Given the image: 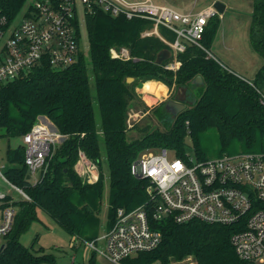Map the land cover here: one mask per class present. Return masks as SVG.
Returning a JSON list of instances; mask_svg holds the SVG:
<instances>
[{
	"label": "trees",
	"instance_id": "obj_1",
	"mask_svg": "<svg viewBox=\"0 0 264 264\" xmlns=\"http://www.w3.org/2000/svg\"><path fill=\"white\" fill-rule=\"evenodd\" d=\"M25 1L0 0V6L5 13L13 15ZM219 25V16L211 18L207 25L202 43L209 51ZM83 26L89 38V57L82 52L77 62L61 69L44 61L29 73L0 84L3 136H23L42 116L66 135L50 157L47 172L36 184L28 179L25 146L8 148V162L16 165L4 174L31 199L16 201L18 212L0 252V264L56 262L55 255L46 252L44 247L34 251L20 241L29 226L40 219V210L74 239L86 243L98 238L105 179L102 139L110 171L107 229L114 223L119 208L129 211L147 202V182L131 170L133 161L146 147H169L181 156L188 148H193L202 159L223 153L264 150V101L259 91L264 92V62L250 80L225 67L206 49L188 45L178 55L182 64L175 73L164 67L169 58L161 64L156 62L158 54L170 47L156 34L142 35L153 27L152 20L129 19L124 14L115 16L99 9L86 15ZM160 32L170 39L175 38L174 33L163 26ZM250 39L264 60V0H254ZM114 45L127 46L135 58L111 57L110 47ZM129 76L161 80L174 90L187 85H198L202 90L191 106L176 114L165 107L164 101L159 112L165 129L146 126L139 137L130 139L128 109L136 94L134 84L127 80ZM197 76L202 77L203 83H194ZM91 78L96 84L101 114L99 125ZM181 102L186 104V99ZM170 118L174 121L169 122ZM210 132L218 144L214 152L207 151L204 145ZM80 149L99 163L101 173L95 183L84 182L75 169ZM149 217L152 228L160 231L161 241L151 250L126 258V264H168L171 259L189 254L198 264H247L240 259L232 243L236 225L198 219L179 223L172 217L156 219L152 213ZM96 254L92 251L89 264H96Z\"/></svg>",
	"mask_w": 264,
	"mask_h": 264
},
{
	"label": "built area",
	"instance_id": "obj_2",
	"mask_svg": "<svg viewBox=\"0 0 264 264\" xmlns=\"http://www.w3.org/2000/svg\"><path fill=\"white\" fill-rule=\"evenodd\" d=\"M26 1L13 15L5 13L0 6V83L29 73L44 61L55 69L77 62L84 52L80 19L99 9L115 16L124 14L129 19L152 20L153 27L142 35L156 34L170 47L171 57L164 67L176 72L182 64L178 55L188 45L206 49L202 40L207 25L211 18L219 15L213 3L199 10L180 11L153 0ZM78 3L82 13H79ZM160 26L172 31L175 38L163 35ZM110 52L114 58H135L127 46H111ZM207 52L216 58L211 51ZM259 91L264 101V92ZM133 117L127 119L128 128L133 125ZM22 137L28 179L36 184L47 172L50 157L66 135L39 118ZM158 149L143 153L131 165L132 173L147 182V202L129 211L119 208L114 223L102 236L103 246L96 244L99 236L86 242L92 251L112 264H126V258L155 248L162 235L151 226L152 213L156 219L172 217L179 223L198 219L236 225L237 231L231 239L240 259L247 264H264V150L223 153L201 159L189 152L181 156L174 149L175 155L170 158L169 147ZM75 169L87 183H95L100 177L99 163L82 149ZM0 175L19 191L21 198L31 199L23 188L10 182L1 169ZM17 200L0 190V252L14 226ZM168 264L198 262L189 254L171 259Z\"/></svg>",
	"mask_w": 264,
	"mask_h": 264
},
{
	"label": "rangeland",
	"instance_id": "obj_3",
	"mask_svg": "<svg viewBox=\"0 0 264 264\" xmlns=\"http://www.w3.org/2000/svg\"><path fill=\"white\" fill-rule=\"evenodd\" d=\"M153 1L158 4L164 3V5H168V6L171 5L180 10H190L192 8L194 10H199L207 6L209 2H211L212 0H153ZM222 1L226 3L227 8L223 13V17L220 22L221 25L218 28V31L215 35L210 51L216 56L217 60H219L225 67H227L231 71H233L234 69L238 70L236 69L237 67L233 63L234 61H239V63H241L242 66L248 67L247 68L248 70L244 69L245 72L249 73L252 70H257L260 66L259 62L262 61V57L253 50V48L250 46L249 43V22L251 20V13L253 12L254 0H222ZM26 2H29V0H27ZM183 6H188V7H183ZM78 9H79V13H82L80 3H78ZM86 15L87 14L83 15L80 21L85 23ZM81 48L83 49L85 56L89 57L90 47H89V38H88L86 26H83L82 28ZM117 59H121V58H117ZM247 76L252 78L251 75H247ZM151 80H156L163 83L164 85H167L165 82L153 78L136 79V77H133L132 81H128L129 83L134 84V91L136 94L135 100L131 103L128 109L127 119H129L131 115L132 117L134 116L132 118L134 119L132 120L133 125L130 128H128V122H127L128 138L130 139L139 137L141 135L142 128L146 126H150L151 129H157V128L161 130L165 129V126L163 125L164 122L163 120L160 119V112H159V109L161 108V105L163 104L164 101H167L168 99H175L178 101H182L186 99V106H191L193 104V101H195L194 99H196V97L200 94L202 90L201 86L187 85V86L179 87L176 90H174L173 87L171 88V90L173 89L172 92L170 90L171 94H169L170 92H168L167 95L161 94L159 96V95H154L153 92L142 90L141 87L142 84ZM91 88L93 95V103L96 111V119L99 125L101 122V114L97 102L96 84L93 78H91ZM191 94L194 95V97L190 98ZM40 118H42L51 127L54 126L48 118L44 116ZM168 121L170 122L171 118ZM172 121H174V119ZM98 131L100 133L102 132L101 129H99ZM214 136L215 135L212 132H210L206 135L204 140V145L206 147V150L209 152H214L215 148H217L218 145ZM19 145H24V140L22 136L8 138L6 136H3L0 131V169L3 173H5L9 167L16 165L8 162L7 159L8 148L14 149ZM158 148L160 147L148 146L142 150V152L138 157L142 156V154L146 152H150V151L157 152L159 151ZM186 152L192 153V155H194L195 153L199 157V155L194 151L193 148H188ZM229 154H234V153H229ZM168 155L171 158L172 156L175 155V151L170 148L168 150ZM210 156H214V155H210ZM101 160H102L105 179H104V198L102 204V211L100 214L101 217V223L99 229L100 238L96 243L99 247H102L104 244V239L102 236L105 234L107 230L109 195H110V177H109L110 171H109V164L106 155V147L103 139L101 140ZM0 190L10 195L14 199L21 198V194L19 193V191L15 189L1 175H0ZM39 218H40L39 220L34 221L29 226V228L21 235L20 241L25 246L30 247L34 251H37L42 246L44 247L46 252L53 253L56 257V262L52 264H89L90 257L92 254V249L85 243V241L74 239L71 234H69L59 223H57L51 216H49L43 210L39 211ZM96 264H112V263H110L107 259H105L101 254L97 253Z\"/></svg>",
	"mask_w": 264,
	"mask_h": 264
},
{
	"label": "water",
	"instance_id": "obj_4",
	"mask_svg": "<svg viewBox=\"0 0 264 264\" xmlns=\"http://www.w3.org/2000/svg\"><path fill=\"white\" fill-rule=\"evenodd\" d=\"M214 6L218 9L219 12H223L224 9H225V4L222 2V1H215L214 2ZM171 57V50L169 48H166L164 50H162L158 56H157V59H156V62L161 64L163 63V61H165L166 59L170 58ZM128 81H132L133 80V77H128L127 78ZM194 83L196 84H199V83H203V79L201 76H197L195 79H194ZM165 107L168 109V110H172L174 111L175 113H179L180 111L184 110L186 108V104L181 102V101H178V100H175V99H168L166 101V104H165ZM4 247V246H3ZM2 247V248H3Z\"/></svg>",
	"mask_w": 264,
	"mask_h": 264
},
{
	"label": "crops",
	"instance_id": "obj_5",
	"mask_svg": "<svg viewBox=\"0 0 264 264\" xmlns=\"http://www.w3.org/2000/svg\"><path fill=\"white\" fill-rule=\"evenodd\" d=\"M215 1H218V0H212L211 2H209V4L208 5H210V4H214V2ZM219 1H222V0H219ZM223 2V1H222ZM186 3V2H185ZM224 4H225V9H224V11L226 10V8H227V5H226V3L225 2H223ZM161 4H164V3H161ZM183 5H184V3H183ZM171 6V5H170ZM171 7H173V6H171ZM183 7H188V6H183ZM173 8H175V7H173ZM175 9H177V10H180V9H178V8H175ZM191 10H194L193 8L192 9H190V10H180V11H191ZM224 11L221 13V12H219V18H220V22H221V19H222V17H223V13H224ZM251 20H252V13H251ZM251 20H250V22H249V43H250V46L253 48V45H252V43H251V39H250V26H251ZM221 25V24H220ZM220 25H219V27H220ZM218 31V30H217ZM253 50L255 51V49L253 48ZM256 52V51H255ZM258 55H260L258 52H256ZM261 56V55H260ZM263 62H264V60H263V58H262V61H260L259 62V68L257 69V70H252L251 72H245V70L244 69H247L248 67H245V66H242V64L241 63H239V61H234L233 63H234V65L237 67L236 69H238V70H233L234 72H236L237 74H239V75H241V76H243V77H245V78H247V79H253V78H255V76H256V74H257V72H258V70L260 69V67L263 65ZM248 70V69H247ZM247 73V74H246ZM246 74V75H245ZM247 75H251L252 76V78H250L249 76H247ZM166 86V95L168 94V92H170V90H171V88H169V86L168 85H165ZM154 95H156V94H154Z\"/></svg>",
	"mask_w": 264,
	"mask_h": 264
},
{
	"label": "bare ground",
	"instance_id": "obj_6",
	"mask_svg": "<svg viewBox=\"0 0 264 264\" xmlns=\"http://www.w3.org/2000/svg\"><path fill=\"white\" fill-rule=\"evenodd\" d=\"M147 82H151L154 85V87L151 90H149V92H153L154 94L159 95V96L161 94H165L167 88L163 83L156 81V80H151V81H147ZM143 85H144V83L142 84L141 87H142V90L145 91L143 88Z\"/></svg>",
	"mask_w": 264,
	"mask_h": 264
},
{
	"label": "clouds",
	"instance_id": "obj_7",
	"mask_svg": "<svg viewBox=\"0 0 264 264\" xmlns=\"http://www.w3.org/2000/svg\"><path fill=\"white\" fill-rule=\"evenodd\" d=\"M154 87V85L151 82H145L143 85V88L145 91H149Z\"/></svg>",
	"mask_w": 264,
	"mask_h": 264
}]
</instances>
